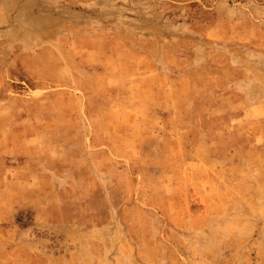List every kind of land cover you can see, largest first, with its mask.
<instances>
[{
  "label": "rangeland",
  "instance_id": "rangeland-1",
  "mask_svg": "<svg viewBox=\"0 0 264 264\" xmlns=\"http://www.w3.org/2000/svg\"><path fill=\"white\" fill-rule=\"evenodd\" d=\"M0 264H264V0H0Z\"/></svg>",
  "mask_w": 264,
  "mask_h": 264
}]
</instances>
